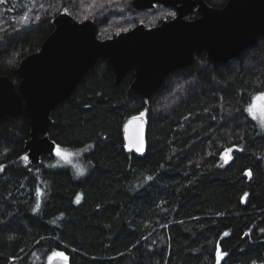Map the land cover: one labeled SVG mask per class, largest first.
<instances>
[{"label":"trees","instance_id":"1","mask_svg":"<svg viewBox=\"0 0 264 264\" xmlns=\"http://www.w3.org/2000/svg\"><path fill=\"white\" fill-rule=\"evenodd\" d=\"M159 7L174 11L136 10L131 0H0V74L19 81V61L60 11L91 18L103 39L172 17L153 23ZM132 78L116 84L98 58L51 110L48 136L75 164L54 151L29 163L28 119L0 118V264H49L57 253L70 264H217L218 247L219 264L264 262V127L246 110L264 92V36L227 62L200 52L148 99L129 91ZM142 112L138 155L123 148L122 129Z\"/></svg>","mask_w":264,"mask_h":264},{"label":"water","instance_id":"2","mask_svg":"<svg viewBox=\"0 0 264 264\" xmlns=\"http://www.w3.org/2000/svg\"><path fill=\"white\" fill-rule=\"evenodd\" d=\"M155 4L172 7L175 15L158 24L138 23L112 37L99 39L91 18L76 20L67 11L52 18L53 29L39 48L19 61V81L0 74V118L23 116L29 121L24 159L36 164L50 154L55 142L48 136L50 112L70 95L98 58L110 65L118 84L132 71V94L148 99L171 71L192 64L205 51L213 62H227L264 36V0H226L212 6L205 0H131L136 10ZM198 14L187 17L192 11ZM123 148L142 154L146 149V122L141 116L125 120ZM53 256L49 264H70Z\"/></svg>","mask_w":264,"mask_h":264},{"label":"rangeland","instance_id":"3","mask_svg":"<svg viewBox=\"0 0 264 264\" xmlns=\"http://www.w3.org/2000/svg\"><path fill=\"white\" fill-rule=\"evenodd\" d=\"M156 10L157 11L155 13H153V15L151 17V19H153L152 20L153 23L159 18V16L160 17L161 16H168V14H170V15L172 14V16L175 15V11H170L169 9H163V11H162V9L159 7ZM30 15L31 14L29 13V11L24 12V14L20 16L21 18H20L19 21L22 22V23H26L27 21L30 20ZM0 22H1V17H0ZM259 94L254 96V97H258V98L255 100L254 103H253V100H252L251 105L253 106V112L255 113V118L261 123V117H262V115H264V97L259 96ZM54 154L56 155V159H58L59 161H62V162L71 161L74 164L76 163V160H75V158H72V152H70V151H66V150L55 148L54 149ZM74 168L77 171H80V172L82 171V168H79V167H77V168L74 167ZM56 255H60V253H57ZM222 255H221V257H222ZM62 256H65V255L63 254ZM216 258H217V252H216ZM258 264H264V262L263 263H258Z\"/></svg>","mask_w":264,"mask_h":264},{"label":"snow or ice","instance_id":"4","mask_svg":"<svg viewBox=\"0 0 264 264\" xmlns=\"http://www.w3.org/2000/svg\"><path fill=\"white\" fill-rule=\"evenodd\" d=\"M173 15H174V14H173ZM259 96L264 97V92H261V93L259 94ZM257 98H258V97H254V98H253V103L255 102V100H256ZM246 110H247L250 114H252V115L254 116V118H255V113L253 112V106H252V105H249V107H248ZM143 115H144L143 112L140 113V116H143ZM261 126L264 127V115H262V117H261ZM229 151H231V150L229 149ZM0 170H3V166H2V165H0ZM248 175H250V174H248ZM244 196L247 197V196H248V193H244ZM225 235H228V233H225ZM10 238H11V237H10ZM60 255H63V253H60ZM221 255H222V253L219 251V247H218V248H217V264H219V259H220ZM64 259L67 260V257H64Z\"/></svg>","mask_w":264,"mask_h":264}]
</instances>
